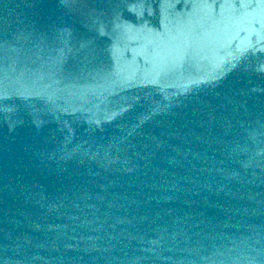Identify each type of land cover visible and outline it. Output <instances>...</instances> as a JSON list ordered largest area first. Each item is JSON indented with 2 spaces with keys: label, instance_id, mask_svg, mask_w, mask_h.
<instances>
[{
  "label": "water",
  "instance_id": "1",
  "mask_svg": "<svg viewBox=\"0 0 264 264\" xmlns=\"http://www.w3.org/2000/svg\"><path fill=\"white\" fill-rule=\"evenodd\" d=\"M0 264H264V0H0Z\"/></svg>",
  "mask_w": 264,
  "mask_h": 264
}]
</instances>
